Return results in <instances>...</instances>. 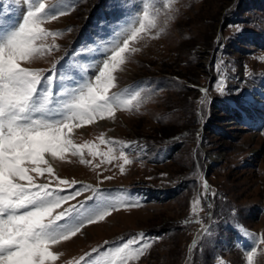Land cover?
I'll use <instances>...</instances> for the list:
<instances>
[{"label":"rangeland","instance_id":"1","mask_svg":"<svg viewBox=\"0 0 264 264\" xmlns=\"http://www.w3.org/2000/svg\"><path fill=\"white\" fill-rule=\"evenodd\" d=\"M20 2L0 0V12L19 16ZM168 2L154 4L163 33L140 41L141 50L116 74L118 88L144 90L139 112H117L114 121L85 125L74 134L77 143L96 141L101 133L133 142L123 149L133 163L124 174L115 166L119 161L95 171L77 158L56 165L62 178L98 184L139 206L120 208L54 248L63 253L56 264L141 232L154 243L130 264H246L252 247L258 248L256 264H264V246L253 240L264 234V0H171L166 9ZM70 3L67 15L45 25L64 30L56 40L59 50L31 67L51 69L55 62L57 76L82 75L81 65L103 59L98 51L82 50L99 49L126 18L142 11V0ZM166 15L172 19L164 23ZM87 75L94 78L95 71ZM53 88L58 90V81ZM114 147L118 155L121 144Z\"/></svg>","mask_w":264,"mask_h":264},{"label":"snow or ice","instance_id":"2","mask_svg":"<svg viewBox=\"0 0 264 264\" xmlns=\"http://www.w3.org/2000/svg\"><path fill=\"white\" fill-rule=\"evenodd\" d=\"M155 2L142 0V11L126 18L107 41H101L102 47L82 50L98 51L103 59L81 65L82 75L72 77L57 76L55 62L51 69L30 66L59 50L56 40L64 30L53 31L45 25L67 15L72 8L70 0H21L19 16L0 12V264H56L63 253L54 248L120 208L139 206L113 197L98 184L62 178L56 165L77 158L95 171L119 161L115 166L124 174L126 166L133 163L123 150L133 142L101 133L96 141L77 143L74 134L85 125L114 121L117 112H139L146 102L143 89L131 85L118 88L116 74L141 50L136 46L140 41L163 33ZM164 7L170 9L171 0ZM169 19L172 17L166 15L164 23ZM89 69L95 71L94 78L87 75ZM56 81L58 90L54 91ZM116 144H121L118 155ZM100 145H107L106 150ZM97 158L99 162H95ZM203 187L208 190L207 180ZM66 189L72 191L65 194ZM83 193L90 194L77 200ZM253 240L264 246V234L253 236ZM120 241L115 247L104 241L110 245L106 250L98 245L67 264H130L154 243L143 232ZM259 252H264V247ZM257 256L258 248L252 247L246 253V264H256Z\"/></svg>","mask_w":264,"mask_h":264},{"label":"water","instance_id":"3","mask_svg":"<svg viewBox=\"0 0 264 264\" xmlns=\"http://www.w3.org/2000/svg\"><path fill=\"white\" fill-rule=\"evenodd\" d=\"M223 20H224V18L222 17L221 23L219 24V27H218L217 37H219V35H220V29H221V26L223 24Z\"/></svg>","mask_w":264,"mask_h":264},{"label":"bare ground","instance_id":"4","mask_svg":"<svg viewBox=\"0 0 264 264\" xmlns=\"http://www.w3.org/2000/svg\"><path fill=\"white\" fill-rule=\"evenodd\" d=\"M102 122H104V121H102ZM66 247V246H65Z\"/></svg>","mask_w":264,"mask_h":264},{"label":"trees","instance_id":"5","mask_svg":"<svg viewBox=\"0 0 264 264\" xmlns=\"http://www.w3.org/2000/svg\"><path fill=\"white\" fill-rule=\"evenodd\" d=\"M175 145V144H174Z\"/></svg>","mask_w":264,"mask_h":264}]
</instances>
